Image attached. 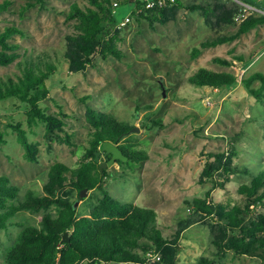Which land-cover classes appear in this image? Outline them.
Masks as SVG:
<instances>
[{
    "label": "rangeland",
    "instance_id": "1",
    "mask_svg": "<svg viewBox=\"0 0 264 264\" xmlns=\"http://www.w3.org/2000/svg\"><path fill=\"white\" fill-rule=\"evenodd\" d=\"M75 1L82 6L88 3V0H44L28 5V0H11L9 8L0 14V26L15 24L25 30V34H17L12 39L21 45L22 54L30 52L35 58L42 55L44 62L57 64L58 69L47 79L50 96L40 104L48 113L59 114L66 121L65 129L74 142L68 145L46 138L45 122L29 124L28 114L19 99L0 101V130L4 131L5 138V142L0 143V173L8 174L22 193L27 189L41 192L53 163L61 161L78 166L89 142L90 127L86 119L89 103L99 110L112 111L133 128H139L132 134L139 143L138 148L146 151L148 157L134 169L118 161L114 163L115 169L107 166L111 172L105 187L122 202L137 201L156 208L159 226L166 236L174 235L183 221L195 216L186 198L204 196L213 186L212 181L200 182L210 151L231 152L234 163L247 170L232 174L226 188L217 185L212 190L214 197L229 207L242 204L239 186L264 168V91L259 99L242 83L252 72H264V22L232 42L203 50L197 57H193L192 49L207 37L236 32L249 16L263 15L264 3L184 0L186 4L216 9V13L206 15L203 9L182 8L175 18L155 24L133 16L120 29L124 37L119 42L124 52L122 58L104 59L97 55L94 64L85 71L72 72L64 53L66 35L73 30V21H69L63 11ZM134 8V4L128 3L118 6L116 11L123 18ZM237 8L234 23L218 16ZM216 56L237 59L233 66H225L214 61ZM18 60L20 58L9 65L0 64V76L20 73ZM202 66L233 71L239 84L215 91L191 83L190 76ZM260 84L256 80L253 86ZM151 111L163 118L165 127H150ZM18 122L38 145V161L25 157L17 131L9 126ZM107 160L106 155L100 157V162ZM103 195L100 189H87L84 197L74 191L72 198L79 199V215H89ZM260 210L264 212V208ZM42 215L43 211H22L12 219L14 224L8 229L0 228V264L5 261L2 251L14 243L23 225H40ZM209 220L194 221L183 231L180 239L183 248L176 257V264H191L201 256L215 258V264L261 263L256 257H236L233 252L223 258L216 256L213 241L219 228ZM158 256L160 253L149 254L150 259L160 261Z\"/></svg>",
    "mask_w": 264,
    "mask_h": 264
},
{
    "label": "trees",
    "instance_id": "2",
    "mask_svg": "<svg viewBox=\"0 0 264 264\" xmlns=\"http://www.w3.org/2000/svg\"><path fill=\"white\" fill-rule=\"evenodd\" d=\"M254 4L264 0H243ZM44 0H28V5ZM134 4L130 13L138 20L147 19L151 24L166 22L175 18L178 10L189 11L203 9L204 14L216 13L201 4H186L176 0L170 5L148 8L145 0H88L85 6L73 2L63 14L73 21V30L66 35L65 57L72 72L85 71L94 64L97 55L108 59L111 56L122 58L124 52L119 45L124 37L122 28H118L120 18L114 3ZM12 4L11 0L0 3V14ZM238 8L222 12L218 16L229 23L235 22ZM264 22L261 16H249L236 32L210 36L192 49L193 57L203 50L226 42H232L251 28ZM25 30L15 24L0 26V64L15 62L21 70L16 76H0V101L19 99L28 114L29 124L40 120L46 124V138L61 143L74 145L72 135L65 129L66 121L55 113H48L40 101L50 96L47 79L58 69L57 64L44 62L42 55L20 52L21 45L12 41L15 35L25 34ZM243 59L242 56L239 57ZM225 66H233L234 59L223 56L213 58ZM190 82L203 87H234L239 84L237 75L230 70H216L202 66L189 78ZM256 80L261 82L254 87ZM242 83L251 94L261 98L264 91V72L254 71L242 79ZM86 96L83 97V99ZM17 107H21L17 105ZM67 116V113L61 112ZM152 115L150 127H165L162 117ZM86 119L90 127L89 142L80 158L79 165L72 167L65 162H55L50 166L48 179L43 184V191L27 189L22 193L8 174L0 173V228L8 229L14 224L13 218L22 211L32 213L43 211L40 225H23L14 243L4 252V264H104L141 263V264H176V257L183 246L180 239L183 231L194 221L207 220L219 230L215 235V255L223 258L229 252L236 257L251 256L264 264V168L238 190L243 197L242 204L227 206L219 202L212 190L219 185L226 188L232 174L246 173L247 170L235 164L229 151H210L205 166L200 174V182L212 181L204 196L186 198V203L193 208L194 217L183 221L174 235L166 236L159 226L158 211L152 206H144L137 201L122 202L114 197L105 187L108 168L101 169L97 159L105 141L117 144L127 156L118 159L134 169L148 157L140 150L139 143L133 136V125L120 119L112 111H102L87 103ZM17 131L19 142L25 149L29 161L39 160V147L30 140L27 130L21 122L9 123ZM63 132V133H60ZM5 142L4 131L0 130V143ZM234 151V150H233ZM232 151V152H233ZM110 159L112 153L101 152ZM84 188L100 189L103 197L95 204L89 215H79L78 207L72 198L76 191L81 195ZM68 233L70 241L65 242ZM2 241L0 239V248ZM160 253L161 260L150 259L149 254ZM191 264H215V258L201 256Z\"/></svg>",
    "mask_w": 264,
    "mask_h": 264
},
{
    "label": "water",
    "instance_id": "3",
    "mask_svg": "<svg viewBox=\"0 0 264 264\" xmlns=\"http://www.w3.org/2000/svg\"><path fill=\"white\" fill-rule=\"evenodd\" d=\"M139 128L134 127L131 129V131H138ZM106 151V153H112V156L109 160L101 162V169L106 168L107 166H112L113 169L116 168L114 165L115 162H117L118 159H127V156L124 154L123 150L115 143L111 141H105L102 146V150L98 151L97 153V159L100 160L101 157V152ZM88 188H84L81 191V196L84 197L86 195V191ZM79 203V199L75 201V206H77ZM65 242L70 241V236L68 233L64 234V239Z\"/></svg>",
    "mask_w": 264,
    "mask_h": 264
},
{
    "label": "built area",
    "instance_id": "4",
    "mask_svg": "<svg viewBox=\"0 0 264 264\" xmlns=\"http://www.w3.org/2000/svg\"><path fill=\"white\" fill-rule=\"evenodd\" d=\"M147 2L148 8L162 7L172 4L176 0H145ZM115 6H118V2L114 3ZM132 19V16L129 14L121 20L118 24V28H124ZM215 91H219V88H214ZM160 258V256H158Z\"/></svg>",
    "mask_w": 264,
    "mask_h": 264
}]
</instances>
